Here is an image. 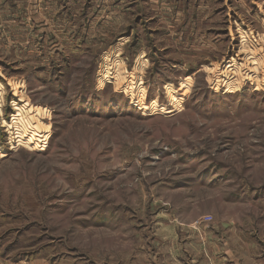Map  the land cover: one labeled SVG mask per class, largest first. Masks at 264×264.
Listing matches in <instances>:
<instances>
[{
  "label": "rangeland",
  "instance_id": "obj_1",
  "mask_svg": "<svg viewBox=\"0 0 264 264\" xmlns=\"http://www.w3.org/2000/svg\"><path fill=\"white\" fill-rule=\"evenodd\" d=\"M118 4L0 0V264H134L195 228L264 264V0Z\"/></svg>",
  "mask_w": 264,
  "mask_h": 264
},
{
  "label": "crops",
  "instance_id": "obj_2",
  "mask_svg": "<svg viewBox=\"0 0 264 264\" xmlns=\"http://www.w3.org/2000/svg\"><path fill=\"white\" fill-rule=\"evenodd\" d=\"M54 1L56 8L62 9L63 12L71 11L75 13L74 10H77L76 13H78L81 11V13L85 14V18L88 16L89 18H95L90 16V13L97 14L96 18L102 23L106 21L105 14L114 12L119 16L117 23H120V27H123L125 22L123 14H126V10L124 7L121 8L120 4L115 8L111 7V5H115L116 0H83L80 6L76 5L77 0H72L71 2L70 0ZM182 7L180 4L168 5L167 3H161L157 9L158 11L160 8L162 10L165 9L164 11L171 10L173 12L176 9L177 13H181V11L189 12V9H186L188 6L185 9ZM121 14L123 16L122 22ZM87 21L89 22V19ZM176 23L178 22H175L173 26ZM221 231L216 229L208 230V228L190 229L181 234L184 235V239L181 240L182 243H177L176 239H172L174 243H157L146 251L151 255L135 256L134 264H255L248 251V246L243 241L234 238L232 230L225 228L221 229ZM161 241V239H158V242ZM240 241L242 248L240 247ZM142 251L143 247L140 248L138 253Z\"/></svg>",
  "mask_w": 264,
  "mask_h": 264
},
{
  "label": "built area",
  "instance_id": "obj_3",
  "mask_svg": "<svg viewBox=\"0 0 264 264\" xmlns=\"http://www.w3.org/2000/svg\"><path fill=\"white\" fill-rule=\"evenodd\" d=\"M212 221V217L211 216H206L203 218L202 223H206V222H211Z\"/></svg>",
  "mask_w": 264,
  "mask_h": 264
},
{
  "label": "trees",
  "instance_id": "obj_4",
  "mask_svg": "<svg viewBox=\"0 0 264 264\" xmlns=\"http://www.w3.org/2000/svg\"><path fill=\"white\" fill-rule=\"evenodd\" d=\"M57 52V51H56ZM58 54V53H57ZM60 54V53H59ZM58 54V55H59ZM66 55V53H61L59 56H62V57H64Z\"/></svg>",
  "mask_w": 264,
  "mask_h": 264
}]
</instances>
